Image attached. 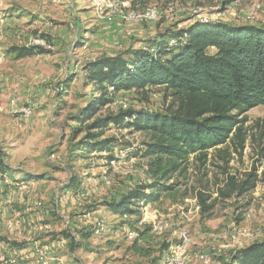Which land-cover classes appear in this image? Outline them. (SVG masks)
I'll return each mask as SVG.
<instances>
[{
  "label": "rangeland",
  "instance_id": "obj_1",
  "mask_svg": "<svg viewBox=\"0 0 264 264\" xmlns=\"http://www.w3.org/2000/svg\"><path fill=\"white\" fill-rule=\"evenodd\" d=\"M122 1L139 11L172 5L174 13L153 23H126L107 14L108 5ZM187 6L199 7L208 19L264 26V0L225 5L222 0H0L1 171L9 181L25 183L23 199L41 202L46 211L44 218L16 227L15 221L26 219L25 206L9 208L11 233L9 239L0 237L9 248L5 255L20 264H42L36 249L43 250L46 264H163L169 244L185 231L191 239L188 264H199L194 257L203 252L218 254L212 264H228L233 251L264 240V105L241 114L246 118L242 149L230 141L209 150L202 161L192 155L185 171L175 175V197L148 203L147 209L139 208L138 216H120L107 203L117 199L121 189L124 193L150 182L148 160L135 154L149 141L144 133L111 124L103 135L113 138L110 152H95L86 160L68 159L69 149L93 131L88 126L115 114L121 103L148 111L166 109L165 91L157 87L120 92L89 120L75 119L98 99L93 86L84 82V64L145 46L193 24L197 19ZM37 39L43 49H37L38 54L19 58L12 51L32 46ZM15 105H31L32 117L20 119ZM120 151L125 154L118 156L113 169L108 161ZM250 175L255 179L252 190L221 195ZM11 189L22 197V192ZM134 228L138 236L129 237ZM65 233L73 237V244Z\"/></svg>",
  "mask_w": 264,
  "mask_h": 264
},
{
  "label": "trees",
  "instance_id": "obj_2",
  "mask_svg": "<svg viewBox=\"0 0 264 264\" xmlns=\"http://www.w3.org/2000/svg\"><path fill=\"white\" fill-rule=\"evenodd\" d=\"M232 1L222 0V4ZM171 38L176 44L169 45ZM37 49L43 50L32 45L14 47L12 51L23 58L38 54ZM83 71L84 82L93 86L98 99L94 106L75 116L81 123L110 105L120 92L157 87L165 91L168 105L164 111L121 108L93 121L88 126L93 131L86 132L69 149L70 161L86 160L95 152H110L113 138L103 135L111 124L119 130L144 133L149 141L135 154L148 160L146 175L150 182L136 185L107 203L120 216H138L140 200L148 204L162 197H175V175L185 171L192 155L202 161L209 150L230 141L243 148L246 118L241 114L264 105V26L197 20L145 46L101 55L86 62ZM262 122L264 125V119ZM70 182L75 184L74 180ZM229 183L233 185V178ZM254 187L255 179L250 175L247 181L221 195L242 194ZM205 200L199 194L203 207ZM64 235L73 244V237ZM228 264H264V240L233 251Z\"/></svg>",
  "mask_w": 264,
  "mask_h": 264
},
{
  "label": "built area",
  "instance_id": "obj_3",
  "mask_svg": "<svg viewBox=\"0 0 264 264\" xmlns=\"http://www.w3.org/2000/svg\"><path fill=\"white\" fill-rule=\"evenodd\" d=\"M108 12L107 14L109 16H114L117 19H119L122 22L126 23H153L157 22L162 18H169L173 13V7L172 5L160 9L156 6H149L144 8L142 11L135 10L130 8L127 2H119L116 3L115 5H108ZM186 11H188L192 17H194L197 20L201 21H207V20H212L206 18V15H204L199 7H191L187 6ZM38 44H42V41L40 40H34L32 45L37 46ZM176 44V40L174 38H171L169 40V45H174ZM31 46V45H30ZM76 71V68L73 70ZM112 88H109L111 90ZM53 91L55 93L59 92L58 87H54ZM121 108H127L128 105L126 103H121ZM14 113L18 115V117L22 120L29 119L33 115V107L31 105H15ZM125 152L120 151L119 155H115L117 157L112 158L108 161V165L112 167L113 169L116 168L117 166V159L118 156H124ZM147 169V167H146ZM0 178H2L3 183L5 185H9L10 187L15 188L19 192H25L27 191V186L23 182H18L12 180L9 181V178L5 176L4 174L0 175ZM109 180L104 179V183L109 185ZM139 208L141 209H147V204L144 203L143 200H140L139 202ZM79 205L81 204L80 202L78 203ZM36 207H41V202H36ZM145 216V215H144ZM146 218V217H144ZM37 229L39 230H44L47 229L46 225H36ZM129 237L134 236L135 238L138 236V230L137 229H132L131 231H128ZM191 242L190 236L185 232L181 231L179 233L178 239L176 242H172L169 244L166 257L164 258L163 264H188L192 258L188 251V246ZM64 245V241L60 240V246ZM36 255H37V261L41 262L42 264H46V259L43 254L42 249H36ZM215 256H218L217 253H209V252H203L200 253L199 255H195V259L199 262V264H212L213 259ZM0 264H20L19 260L15 257H9L5 255L4 253H0Z\"/></svg>",
  "mask_w": 264,
  "mask_h": 264
},
{
  "label": "crops",
  "instance_id": "obj_4",
  "mask_svg": "<svg viewBox=\"0 0 264 264\" xmlns=\"http://www.w3.org/2000/svg\"><path fill=\"white\" fill-rule=\"evenodd\" d=\"M1 174L7 175L6 173L1 172V170H0V175ZM11 188H13V187H10L9 185H5L3 183L2 178H0V237H3V238L6 237L7 239H9V233H11V228L9 226V216H10L9 208H11V207L13 208V206H15V204L21 203L22 206H25L26 210L24 212L27 214L26 219L21 220L20 222L18 220L15 221L16 223H14V224L16 225V227H23V225H29L30 223L34 222V218L37 221L38 219H42L46 216V211L43 210L41 207H36L35 201L23 199L25 192L24 193L22 192L23 195H22V197L20 196L21 198H19L16 195V193L14 194L12 192ZM126 188H129V187H126ZM13 189H15V188H13ZM129 189H131V187ZM122 191L123 190L121 189V192L119 193V195H121ZM17 192H19V191H17ZM26 220H27V222H26ZM7 247H8V245L6 243L4 244V242L0 241V253H4V250H7V249L9 250V248H7ZM8 250H7V252H8ZM6 255H7V253H6Z\"/></svg>",
  "mask_w": 264,
  "mask_h": 264
}]
</instances>
